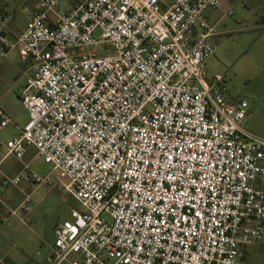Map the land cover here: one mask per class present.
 Returning a JSON list of instances; mask_svg holds the SVG:
<instances>
[{
    "label": "built area",
    "instance_id": "obj_1",
    "mask_svg": "<svg viewBox=\"0 0 264 264\" xmlns=\"http://www.w3.org/2000/svg\"><path fill=\"white\" fill-rule=\"evenodd\" d=\"M22 9L23 31L0 28V60L32 62L20 94L29 121L0 139V164L33 148L52 171L24 180L59 184L80 205L45 264H245L264 239V138L243 126L248 103L207 71L223 35L209 13L231 15L225 0ZM11 124L0 107V134ZM33 209L27 195L13 214Z\"/></svg>",
    "mask_w": 264,
    "mask_h": 264
},
{
    "label": "rangeland",
    "instance_id": "obj_2",
    "mask_svg": "<svg viewBox=\"0 0 264 264\" xmlns=\"http://www.w3.org/2000/svg\"><path fill=\"white\" fill-rule=\"evenodd\" d=\"M225 3L231 10V15H224L219 10L210 14L212 23L221 20L219 30L223 35L213 41L215 53L207 60V71L210 76L221 75L231 94L248 103L243 126L264 138V0H225ZM18 17L21 25L24 16L19 12ZM94 37L100 40L101 31L95 32ZM104 49L105 45H98L85 48L84 52L93 50L101 52ZM26 68L27 65L20 64L18 69H0V107L15 122L0 134V139L5 143L16 134L17 127H24L29 121V113L20 101V94L26 81L23 75ZM1 170L8 178L20 176L22 181L19 185H26L28 192L33 191L31 197L33 211L20 215L30 229L20 228L17 231L21 240L15 242V248H22L21 244L26 242L31 250L29 258L40 260L45 247L54 245L55 228L73 226L71 211L80 205L59 184L42 185L35 190L31 181L24 180L30 173L44 178L52 171V166L45 163L43 158L36 156L33 148L28 149L23 160H17L13 156L5 159ZM7 170L14 172L13 177L6 172ZM56 175L58 176V173ZM8 188L14 190L13 186ZM104 216L111 220L108 214ZM37 252L41 256H38ZM245 256V264H264V239L259 244L246 248ZM70 259H73V256Z\"/></svg>",
    "mask_w": 264,
    "mask_h": 264
},
{
    "label": "crops",
    "instance_id": "obj_3",
    "mask_svg": "<svg viewBox=\"0 0 264 264\" xmlns=\"http://www.w3.org/2000/svg\"><path fill=\"white\" fill-rule=\"evenodd\" d=\"M37 6L38 0H0V28H4V30L11 35L23 31L26 26V20L22 8L28 7V9L34 10ZM20 8L21 10L19 11ZM19 12L24 16L22 21L23 23L21 25L18 21ZM211 13H209V18ZM15 53L16 52L11 53L7 58L0 60V69L14 70L18 69L20 64L27 65V68L23 73L26 77V81L24 83L25 85L29 77L33 75L32 62L21 58L17 53ZM20 128L22 127H17L18 130ZM18 130L16 134L18 133ZM2 165L3 161L0 164V168H2ZM6 172L13 177V171L7 170ZM255 185L264 189V178L259 179ZM10 186H13L14 190H10L8 188ZM40 187L35 190H38ZM28 190L29 189L26 185L3 186L2 179L0 178V264H45L48 257L51 255L52 246L49 245L45 247V252L44 254L42 253V259L37 261L29 258L31 250L28 243L23 242L21 244L22 248H15V242L21 240L18 237L17 231L20 230V228H22V230H26V228L30 229L20 215L13 214V212H15L25 201L27 195H31L32 197L33 191L28 192ZM56 229L57 228L53 231L54 238ZM37 255L41 256L39 252H37Z\"/></svg>",
    "mask_w": 264,
    "mask_h": 264
}]
</instances>
